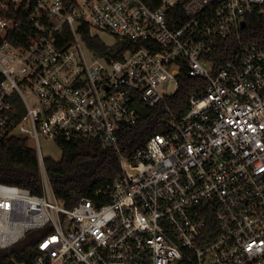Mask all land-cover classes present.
I'll list each match as a JSON object with an SVG mask.
<instances>
[{"label":"built area","instance_id":"built-area-1","mask_svg":"<svg viewBox=\"0 0 264 264\" xmlns=\"http://www.w3.org/2000/svg\"><path fill=\"white\" fill-rule=\"evenodd\" d=\"M263 14L264 0H0V143L33 142L43 181L0 182V248L35 230L33 264H264V45L212 57ZM84 29L127 48L96 52ZM184 68L203 89L125 153L138 101L174 95ZM75 134L118 156L108 200L55 195L45 159Z\"/></svg>","mask_w":264,"mask_h":264},{"label":"trees","instance_id":"trees-1","mask_svg":"<svg viewBox=\"0 0 264 264\" xmlns=\"http://www.w3.org/2000/svg\"><path fill=\"white\" fill-rule=\"evenodd\" d=\"M246 21L240 39L221 41L219 49L212 55L216 66L233 55V50L239 48L241 43L264 45V14L248 16ZM83 37L91 49L116 58H120L127 48L126 45L119 46V52L114 53L113 48L107 47L100 38L92 37L87 29L83 30ZM205 84L204 78L191 76L184 68L180 74V87L174 95L155 106L138 101L140 117L136 125L123 134L128 144L125 153L135 151L155 133L167 131V106H171L176 112H182L189 106L191 95L203 89ZM58 140L63 147L62 157L59 160L51 157L45 159L46 171L55 195L70 207L83 196L94 197L98 190L103 191L102 198L108 200V193L111 191L108 185L111 186L121 174L116 153L110 148H103L98 140L80 134L73 135L69 140L62 137ZM0 182L23 186L36 194L42 193L38 153L28 144L27 138L12 136L0 143ZM38 239V231L34 230L28 232L16 245L7 249L0 248V264L12 263L13 259L33 264L38 253Z\"/></svg>","mask_w":264,"mask_h":264},{"label":"rangeland","instance_id":"rangeland-1","mask_svg":"<svg viewBox=\"0 0 264 264\" xmlns=\"http://www.w3.org/2000/svg\"><path fill=\"white\" fill-rule=\"evenodd\" d=\"M103 37L108 41V42H111L113 40V38H111L110 36H105L103 35ZM29 145L31 147H34V143L33 142H30ZM44 152L46 154H50L52 157H56V158H59L61 153L59 151V149L57 148V146L53 145V144H47V145H44Z\"/></svg>","mask_w":264,"mask_h":264},{"label":"water","instance_id":"water-1","mask_svg":"<svg viewBox=\"0 0 264 264\" xmlns=\"http://www.w3.org/2000/svg\"><path fill=\"white\" fill-rule=\"evenodd\" d=\"M242 25L245 26L246 25V21H243Z\"/></svg>","mask_w":264,"mask_h":264}]
</instances>
